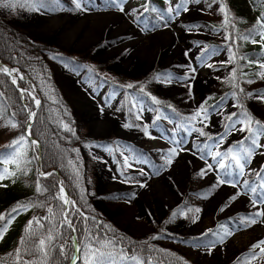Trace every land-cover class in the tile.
Returning a JSON list of instances; mask_svg holds the SVG:
<instances>
[{"label":"rangeland","instance_id":"374dc122","mask_svg":"<svg viewBox=\"0 0 264 264\" xmlns=\"http://www.w3.org/2000/svg\"><path fill=\"white\" fill-rule=\"evenodd\" d=\"M161 2V6H155L156 19L151 22L142 13L139 0H124V12L119 6L110 5L109 0H84L86 11L75 9L70 0H61L58 7L42 0L44 6L39 10L33 0H19L12 8L0 5V15L32 38L53 42L78 59L75 63L46 50L40 54L55 70L64 98L69 102V112L77 122L81 137L68 146L70 167L95 212L106 215L121 230L159 249L160 253L176 252L194 264H264V253H261L264 245L252 249V245L264 240V215L254 217L255 223H239L242 217H250L257 211L264 213V204L253 207L250 203L253 194L243 187L218 185V174L223 170L219 169L217 160L211 156L200 158L204 155L201 150H208L205 144L213 151L224 152L229 147L239 150L236 143L244 138V132L229 130L219 149L213 148L218 136L225 133L229 123L227 115L237 105L229 92L212 104L205 100L208 93L218 89L231 68L225 63L229 58L224 32L209 24L210 20L221 19L222 5L219 0H200V3L188 0L187 4L185 0ZM175 4L189 10L185 12L182 7L179 15L168 13L167 9ZM258 44L264 50V45ZM205 49L209 53L214 50L215 55L202 60ZM262 64L264 53L252 59L254 74L241 78L240 85L251 111L264 118V100L256 96L264 94ZM18 70L11 74L16 80L23 76ZM146 74H150L145 81L148 86L157 95L171 97L174 109L151 107L146 96L104 78L116 80L125 76L132 80ZM162 75H170L172 82H161L158 77ZM31 85L30 91L37 97ZM201 103L210 108L205 132L213 140L185 131L186 118ZM175 109L185 113L182 120ZM32 121L33 117H28L26 129ZM125 123L132 127L124 128ZM144 125H148L152 138L143 133ZM15 132L16 127L0 122V148L11 144ZM250 135L264 144L263 128ZM49 145L52 150L54 143ZM26 147L27 141L17 149L23 151ZM243 147H248V143ZM171 149L176 151L168 157ZM10 153L13 149L8 147L0 151L4 155ZM12 156H8L9 162L0 173V183L10 180ZM125 156L132 167L125 166ZM169 158L171 164L162 167ZM263 161L264 149L257 148L245 171L249 168L257 171ZM224 162L227 164L228 160ZM209 163L215 171H207ZM201 170H206V174L201 175ZM39 171L43 172L42 168ZM252 177L250 173L247 176L251 182ZM237 192L243 194L230 200ZM197 208L199 212L194 211ZM172 212L178 215L174 217ZM231 215L237 222L218 237L206 241L191 238L210 227L215 218ZM2 237L3 233L0 241ZM250 250L254 251V257L249 255Z\"/></svg>","mask_w":264,"mask_h":264},{"label":"trees","instance_id":"16d2710c","mask_svg":"<svg viewBox=\"0 0 264 264\" xmlns=\"http://www.w3.org/2000/svg\"><path fill=\"white\" fill-rule=\"evenodd\" d=\"M139 1L142 5L147 4L149 8L147 12H144L142 8V13L146 14L148 21L155 20V11L152 9H155L156 5L161 6V0ZM219 2L223 8V16L217 21L210 20L209 24L220 27L225 37L231 34L235 38V43L231 40H225L224 43L228 58L231 54H236V63L230 64V71L220 82L218 89L207 94L206 103L212 104L228 92L236 93L233 96L236 104L240 106L236 105L234 112H246L253 117L254 121H260L264 125V118L256 116L249 108L244 96L245 91L240 85L241 78L254 74L255 67L251 65L252 59L260 57L264 53L258 43L252 42V39L259 38L257 33L262 30L257 24V20L264 16V0H219ZM249 31L253 32L252 38L240 39ZM229 45H231V52ZM45 50L56 56L68 57L75 63L78 61L73 53L62 50L53 42L32 38L28 33L6 22L0 15V61L17 67L25 76L22 80L18 77L16 84H13L11 75L0 72V93H2L0 95V122L9 126L13 123L16 124L13 138L26 136L28 146L23 151L22 148L17 149L16 152L19 155L13 153L10 161L12 171L10 180L0 183V214L8 217L12 209H22L21 206H27L23 212L19 210L17 213H12L11 222L5 224L6 231L0 229V234L3 233L0 241V264H71V257L76 254L79 257L76 264H86V259L90 256L87 247L90 240L86 239L89 231L93 235L98 234L105 239H115L117 251L123 247L126 255L137 256L143 261V264H194L176 252L160 253L159 249L149 246L146 242H140L137 238L121 230L106 215L95 212L94 208L90 206V201L77 185L69 163L68 146L74 142L75 138L81 137L78 133L77 122L69 112L70 105L64 98L55 70L40 55ZM240 57H246V59H240ZM91 66L94 68L93 64ZM233 68H236L235 84L238 87H234L233 83L229 82ZM96 74L101 75L99 72ZM148 77L150 74L141 75L132 80L125 76H120L116 80L111 77L104 78L118 86L129 88L128 85H132L133 87L129 89L135 91L137 95L146 96V101L151 107L174 109L171 97L157 95L152 91L145 82ZM31 84L36 89L37 97L30 91ZM21 89L26 90L23 96ZM241 89L243 91H240ZM33 96L40 99L39 106H36L32 99ZM152 96H155L160 103H153ZM33 109H35L36 115L31 124V136H27L26 123L30 117V111ZM175 113L180 120L185 117V113L182 111L175 109ZM63 124H68L74 130L75 135L65 130ZM249 134V132H244V137ZM34 139L38 142L36 145L31 144ZM50 142L54 143L52 150L49 148ZM7 146L1 147L0 151ZM39 154L40 160L38 159ZM5 165L6 163L0 160V173ZM40 168L43 172L39 171ZM262 169H264V161L258 168V170ZM44 172H51L53 175L42 176L41 173ZM252 180L255 187L260 184L259 177L253 176ZM61 182L70 195V200L75 201V206H68V219L75 226V232L67 225L60 226V221L63 219L60 208L61 201L54 197L59 192ZM37 183L41 187L47 188L48 191L37 192ZM49 207L53 209L54 215L48 212ZM45 217L48 219H44ZM30 220L33 223L29 229L28 222ZM37 220H39V224L36 223ZM236 222V217L232 215L215 218L210 227L191 238L202 241L212 240ZM208 229H212V232L202 235ZM49 230L53 234L57 230L63 233L62 238H57L54 241L56 246L64 244L63 256L55 250H50L47 257L30 255L24 251L25 248L38 244L39 239L45 237ZM32 232H35L36 235H31ZM22 238L27 243H22ZM75 242L80 248L79 252L76 251ZM17 249L20 250L19 253H17ZM115 264H138V262L121 260L117 255Z\"/></svg>","mask_w":264,"mask_h":264},{"label":"snow or ice","instance_id":"6c2138e0","mask_svg":"<svg viewBox=\"0 0 264 264\" xmlns=\"http://www.w3.org/2000/svg\"><path fill=\"white\" fill-rule=\"evenodd\" d=\"M70 2L73 4L74 8L77 10L81 11H86L87 6L84 3V0H70ZM188 0H185V4H187ZM196 3H200V0H195ZM215 2V0H213ZM19 3V0H0V5L8 8H12L17 6ZM61 0H48L49 5H56L57 7L60 5ZM33 4L36 7V10H39L42 8L44 5L42 3V0H33ZM109 4L112 6H119L120 11L124 12L125 8L123 7L124 0H109ZM23 6V5H21ZM143 8L144 12L149 11V8L147 4H144L141 6ZM183 7V11L187 12L189 9L186 6H182L181 4H175L174 7H169L167 9L168 13H175V15H179L181 8ZM211 7V5H209ZM223 11V8L221 9ZM132 11H137L136 9H133ZM152 11H156L155 9H152ZM161 19L163 20L164 17L161 16ZM227 24V21L225 22V26ZM257 24L259 25L261 31H259L257 34L259 35L260 39L257 41L256 39H252L253 43H261L264 45V16L258 18ZM165 26H167V23H165ZM253 37V32L249 31V33L245 36H241L240 39H250ZM225 40H231L233 43H235V38L232 37L231 34L225 37ZM229 51L231 52V45H229ZM210 55H215V51L213 50L211 53L207 51V49L204 50V55L201 57L203 60L205 57H208ZM240 59H246V57H240ZM225 63H236V54L233 53L229 56L228 61ZM208 67H213L212 64H208ZM262 69H264V64L260 65ZM18 69H9L7 67H0V72L6 73L8 75H11L12 72H17ZM192 72L195 71V69H191ZM262 78H264V72L260 73ZM21 80L24 78L23 76L19 77ZM158 79L161 80V82L164 83H171L172 79L170 75H162L159 76ZM236 80V68L232 69V77L230 78L229 82L233 83L234 87H238L237 84H235ZM16 79H12V83L16 84ZM251 81H249L250 83ZM129 88L133 87L132 85H128ZM21 95L23 96L26 92V90L21 89ZM240 91H243L242 89ZM2 95V93H0ZM233 95H236V93H233ZM256 96L264 100V94L257 93ZM32 99L35 101L36 105H40V100L36 99L35 96L32 97ZM151 100L155 104H159L160 101L155 97L152 96ZM223 101L221 100V103ZM135 106V105H134ZM240 105H237L239 107ZM209 111L210 108L205 106V103H201L194 112L189 115L186 120V128L185 131L188 132L189 135H191L192 132L198 133L199 136H205L207 137L208 140H213L214 137L208 135L205 132V128L208 126L207 122L209 120ZM36 114L34 112L30 113V118L34 117ZM243 116V119H239L238 117ZM137 119H140L139 116H137ZM157 120L160 119V116L156 117ZM227 120L229 121L227 128L225 130V133L222 135L218 136L217 142L213 145V148L219 149L220 145L224 142L226 136L229 134V130H235L238 132H249V133H256L259 129L264 128V125L261 124L260 121H254L253 117L249 115L248 113H237V112H232L227 115ZM199 124L201 125L200 127H197L196 125ZM237 124H240L241 126L239 128L236 127ZM16 124H12V127H16ZM31 124L27 126V136H31ZM63 127L65 130L70 131L75 135V132L73 129L69 127L68 124H63ZM124 128H130L132 127L131 124L125 123L123 125ZM143 133L148 136L149 138L151 137V134L149 132V127L148 125H144L142 128ZM27 140V137L22 135L19 137V139H14L11 144H9L7 147L13 149V153L16 155H19V153L16 152L17 148L23 145ZM38 142L36 140H32L31 144L36 145ZM175 143L179 144L181 143L180 141H175ZM245 143H248V147L244 148L243 145ZM259 149H264V144H260L257 142V139L255 138V135H250V136H245L241 141H238L236 143V149L239 150H234V148L229 147L226 151L221 152L219 150L213 151L211 148H208V145L205 144V149H208L207 151H204L203 149L201 150L204 152V155H201V159H204L205 156H211L212 159L217 160V164L219 169L223 170L222 174H218V185H224L228 184L234 188H240L243 187L247 189L249 192L253 194L252 198L250 199V203H252L253 207H256L258 204H264V169L262 170H257V171H252L250 168L246 172L245 169L246 167L251 163V160L255 154V150ZM183 150V149H181ZM175 149L169 150L167 153L168 157H171L175 153ZM13 153H10L8 155L0 154V160H3L4 163H8V156L12 155ZM123 155V154H122ZM223 157V159H220ZM224 160H228V163L226 164ZM146 162V161H145ZM171 159H166L165 164L162 165V167L171 164ZM69 163H72V161H69ZM124 164L126 167H132L133 165L129 163L128 158L125 156L124 157ZM214 165L211 163L207 164V171H215ZM7 171V170H5ZM143 172V169L140 170ZM249 173L253 176L259 177L261 183L254 187L253 182H251L247 176ZM206 170H201V175H205ZM42 176H51L53 173H41ZM2 178V177H0ZM243 178V179H240ZM36 191L37 192H43V191H48L47 188L41 187L39 183H37L36 186ZM243 193L237 192L234 194L232 197H230V200H235L239 195ZM55 199L61 201L60 208H61V215L63 219L60 221V226L63 227L64 225H67L68 228H70L73 232L76 231L75 226L73 225L72 221L68 219L69 216V209L68 206L72 205L75 206V201H71L68 199L67 194L64 192V188L62 185V182L59 186V192ZM24 210H26L27 206H21ZM21 209H12V212L8 214V217H6L3 214H0V229H3L6 231L5 224L11 222V217L12 213H17ZM221 211L224 209L221 208ZM193 211L192 209H189V212ZM195 212H199L200 209H195ZM49 213H53V209L51 207L48 208ZM54 215V213H53ZM178 213L173 212V216H177ZM260 215H264V213H261L260 211H257L256 213L252 214L250 217H242L239 220V223L244 224L248 221L251 223H255V218ZM34 220L36 218H33ZM44 219H48V217H45ZM87 219V217H85ZM198 219V217H197ZM195 222V219L193 220ZM33 221L30 220L28 222L29 224V229L31 228ZM37 224H39V220L36 221ZM40 227H43V225H40ZM87 231V230H86ZM212 229H208L205 233H202V235H207L208 233H211ZM31 235H36L35 232L30 233ZM63 233H61L59 230L56 231L55 234L51 230L47 232V235L43 238H40L38 241V244H35L33 247H28L25 248L24 251L27 254L30 255H43L47 257L49 255L50 250H55L58 254L63 256L64 252V244H59V246H56L54 244V241L57 238H62ZM86 239H89L90 242L87 245L88 251L90 253V256L87 257L86 259V264H115V257L118 255L121 260H132L134 262H138V264H143V261L140 260L137 256H128L125 254L123 247H121L118 251L116 249V244L117 241L115 239H105L103 237H100L98 234L93 235L90 231L88 232V236ZM94 241V243H92ZM22 243H27L26 240L22 238ZM260 245H264V240L260 241L258 244L252 245V249H256ZM213 247L215 246L214 243L212 245ZM19 249H17V253H19ZM76 251L79 252L80 248L77 247ZM261 253H264V247L261 248ZM249 255H252L253 257L255 256L254 251L250 250ZM79 259L78 256H73L71 257V264H76V261Z\"/></svg>","mask_w":264,"mask_h":264},{"label":"bare ground","instance_id":"6f19581e","mask_svg":"<svg viewBox=\"0 0 264 264\" xmlns=\"http://www.w3.org/2000/svg\"><path fill=\"white\" fill-rule=\"evenodd\" d=\"M113 29V28H112ZM109 39V38H108ZM95 40V39H94ZM162 42V41H161ZM178 48V47H177ZM164 49V48H163ZM110 51V50H109ZM163 52V51H162ZM132 57V56H131ZM130 57V58H131ZM164 59V58H163ZM154 67H152V69H153ZM65 84V83H64ZM208 87V86H207ZM68 88V87H67ZM81 96V95H80ZM229 112V111H228ZM113 119V118H112ZM114 128V127H113ZM108 130V129H107ZM120 132V131H119ZM195 161V160H194ZM184 180V179H183ZM204 186V185H203ZM158 187V186H157ZM170 190V189H169ZM182 191V190H181ZM108 193V192H107ZM163 196V195H162ZM180 198V197H179ZM225 199V198H224ZM165 201V200H164ZM178 204V203H177ZM237 208V207H236ZM171 210H173V209H171ZM169 212V211H168ZM173 213V212H172ZM165 216H166V214H165ZM162 221V220H161ZM161 232V231H160ZM175 237V236H174Z\"/></svg>","mask_w":264,"mask_h":264},{"label":"water","instance_id":"95a60500","mask_svg":"<svg viewBox=\"0 0 264 264\" xmlns=\"http://www.w3.org/2000/svg\"><path fill=\"white\" fill-rule=\"evenodd\" d=\"M2 65L5 66V67H7V68H9V69H11L10 65L7 64V63H2ZM64 190H65V188H64ZM67 197H68V199H70V196L69 195H67Z\"/></svg>","mask_w":264,"mask_h":264}]
</instances>
